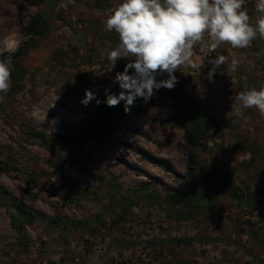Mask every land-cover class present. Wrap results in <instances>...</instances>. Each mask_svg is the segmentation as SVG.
<instances>
[{
  "label": "rangeland",
  "instance_id": "obj_1",
  "mask_svg": "<svg viewBox=\"0 0 264 264\" xmlns=\"http://www.w3.org/2000/svg\"><path fill=\"white\" fill-rule=\"evenodd\" d=\"M120 2L0 0L11 71L0 93V264H264V116L235 103L241 77L264 84V39L211 54L197 45V67L129 113L123 101L84 106L87 88L101 101L120 91L108 77L128 61L94 73L119 43L104 21ZM255 5L245 0L253 24ZM172 93L192 117L179 118ZM193 118L203 147L187 142Z\"/></svg>",
  "mask_w": 264,
  "mask_h": 264
},
{
  "label": "clouds",
  "instance_id": "obj_2",
  "mask_svg": "<svg viewBox=\"0 0 264 264\" xmlns=\"http://www.w3.org/2000/svg\"><path fill=\"white\" fill-rule=\"evenodd\" d=\"M255 10L259 16L253 24L245 0H121L104 21V30L114 31L119 43L108 53V69L94 72L97 76L110 74L118 60L128 61L123 71L108 77L120 91L105 88L106 99L101 101L96 91L87 88L80 103L87 106L95 100L97 105L116 107L123 101L125 113L137 99L147 104L159 90L175 88V73L181 67H197L193 60L197 45L201 52L211 54L222 44L242 49L257 37L264 39V0H256ZM225 61L223 55L208 60L210 81ZM165 73L167 79H158ZM241 79L246 91L235 97V103L264 116V84L257 89L248 85L247 77ZM10 80L8 63L0 62V93H7Z\"/></svg>",
  "mask_w": 264,
  "mask_h": 264
},
{
  "label": "trees",
  "instance_id": "obj_3",
  "mask_svg": "<svg viewBox=\"0 0 264 264\" xmlns=\"http://www.w3.org/2000/svg\"><path fill=\"white\" fill-rule=\"evenodd\" d=\"M30 1V0H28ZM174 100L175 106L177 107V110L181 117H184V119L187 118V115L193 116L192 111L188 108L183 106V103L179 100V96L176 93L170 94ZM194 123L193 125H190L188 127L185 126V136L187 139V142L193 146V147H203L205 144L202 142V138H204V130H205V124L201 120H197L196 118H193ZM183 122V121H181ZM152 161V159H149Z\"/></svg>",
  "mask_w": 264,
  "mask_h": 264
},
{
  "label": "built area",
  "instance_id": "obj_4",
  "mask_svg": "<svg viewBox=\"0 0 264 264\" xmlns=\"http://www.w3.org/2000/svg\"><path fill=\"white\" fill-rule=\"evenodd\" d=\"M194 53H195V50H194Z\"/></svg>",
  "mask_w": 264,
  "mask_h": 264
}]
</instances>
